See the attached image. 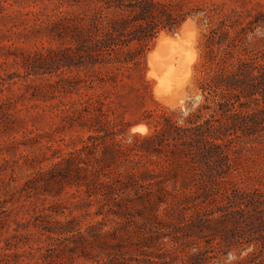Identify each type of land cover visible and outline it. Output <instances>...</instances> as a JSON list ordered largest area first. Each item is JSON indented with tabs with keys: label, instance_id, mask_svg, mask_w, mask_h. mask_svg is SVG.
<instances>
[{
	"label": "trees",
	"instance_id": "16d2710c",
	"mask_svg": "<svg viewBox=\"0 0 264 264\" xmlns=\"http://www.w3.org/2000/svg\"><path fill=\"white\" fill-rule=\"evenodd\" d=\"M58 3L64 8L45 21L37 19L38 29H45L57 46L21 52L22 73L5 77L23 82L0 102V117L10 126L14 120L8 109L18 100L43 101L55 91L74 92L80 97L59 108L60 127L77 125L88 134L77 135L80 146L65 152L59 144L65 139L49 133L29 131L6 144V152L19 143L30 147L20 157L38 168L19 187L28 201L22 206L32 207L33 213L14 219L15 232L0 245V264H72L75 258L90 261L83 264H264V37L249 39L257 28L264 32V10L242 11L224 1ZM187 18L198 29L195 107L187 112L145 109L140 121L149 132L128 134L130 123L111 95L150 93L144 78L146 52L160 32L179 31ZM59 69L75 73L42 83L45 71ZM135 76L138 85L131 82ZM106 84L110 88L89 93ZM49 158L57 160L39 166ZM65 187H75L68 205L39 207L30 200L33 194L58 195ZM3 201L0 229L8 218ZM92 206L94 214L110 216L116 226L105 230L98 222L81 229L79 217L90 214ZM138 219L142 224L132 226ZM189 237L204 244L185 248ZM245 238L254 243L250 252L226 261L231 246L242 247ZM30 240L47 243L33 246ZM20 244L28 246L11 250ZM22 254L35 260L20 263Z\"/></svg>",
	"mask_w": 264,
	"mask_h": 264
},
{
	"label": "rangeland",
	"instance_id": "374dc122",
	"mask_svg": "<svg viewBox=\"0 0 264 264\" xmlns=\"http://www.w3.org/2000/svg\"><path fill=\"white\" fill-rule=\"evenodd\" d=\"M226 2L230 6L235 7L238 10H248L254 12L255 10H264V0H191L192 4H208L211 5L212 2ZM57 6V7H56ZM64 6H60L58 0H0V102L7 97L12 95L15 92H18V87L21 86L23 82V78L14 77L13 80H7L6 74L10 72H19L22 73L23 67L21 66V52L22 51H32L39 49L43 46H57V42L54 39H51L47 34L46 30L41 28L38 29L37 23H40L37 19L46 20V17L55 13L58 9H62ZM190 19L194 23L195 27V42L194 49L196 50V58L192 62L190 67V77L184 86L183 98L180 101V104L175 106H168L159 102L152 90L155 80L152 76L147 74L148 70V61H147V52L154 48L156 42L155 39L150 44L149 50L145 55V73L144 78L147 82V85L150 88L149 94H144L142 97H137L136 94L131 91L125 97L116 96L114 94L111 95L110 99L114 101L115 106L119 111L123 112L125 119L130 123L128 127V134L131 133H139L146 134L149 132V127L143 122L140 121L142 117V112L145 109L156 110L159 109H171V108H179L184 112H187L190 108H194L198 101V94L194 92L193 87V75L195 73L194 64L198 59L199 49L197 47V37H198V29L196 27V23L193 19ZM186 19V20H187ZM182 25V24H181ZM181 28V27H180ZM180 30V29H179ZM177 32L168 33L170 35H175ZM161 33V32H160ZM158 36V35H157ZM157 38V37H156ZM8 49H13L17 52V55L14 56L12 54H8ZM178 52L183 56L187 53V48L185 46L184 41H180L177 44ZM175 62H173V68L177 72H182L183 70V62L178 57H175ZM74 69L69 70L65 69L64 71L56 70V71H45L41 75V81L45 84V82H52L57 80L60 75L63 76H72L74 75ZM1 77H5V80H1ZM40 79H36L35 82H38ZM132 83L138 85L136 81V76L131 80ZM106 87L96 86L94 89L89 90V93H100L104 90V88H110L109 85H105ZM47 90L50 87H45ZM126 91V90H125ZM83 92V90H82ZM53 96H47L42 100H18L15 104V107H10L8 112L11 114V119L14 120L10 126L5 125V119L0 117V201L4 202V208L8 211V218L6 222V226L0 229V245H4L5 238L11 236L15 231L13 227L15 226L14 219H19L21 217H29L30 214L33 213L31 210L32 207L22 206L24 203H28L27 200H24V193L19 191L20 185L27 179V175L38 168L35 166L34 168L26 165L24 163L23 157L21 155L28 153L31 148L27 147L23 144H17V147H10L9 152H6L5 146L11 140L23 139L24 135H28L29 131L33 133H43V134H52L56 139L60 137L65 139V142H59L60 147L62 148L61 152H65L71 150L74 146H80L79 140L76 138L77 135L82 136L83 138L88 134V130L85 128H81L77 125L73 127H60V110L68 101H72L78 99L80 97L79 94L74 92L63 94L55 91ZM29 106L28 108L24 107V104ZM30 104H34L30 107ZM38 104V105H36ZM144 124L146 129H132V127L136 124ZM32 135V134H30ZM45 139H48V136L43 138V142ZM72 139V140H70ZM52 141V140H51ZM66 143L67 145H64ZM48 156H50L48 154ZM9 159L7 162L2 160ZM18 159L16 162L10 160ZM57 158H49L47 160H42L39 164L40 167H46L49 165L50 161H56ZM75 192V187H65L58 195H52L49 193L38 194V198L33 194L30 196V200L36 202L37 206H41V203L47 205L48 202H63L68 205L67 201L70 198V194ZM96 209V206H92L90 208V214H83L79 217V226L81 229H84L88 223H98L101 222L103 224V229H111L116 226L115 222L112 221L110 216L103 218L102 214H94L93 211ZM68 210L65 209V213ZM74 213L78 211L73 210ZM65 215V214H64ZM63 214H59L56 217L59 219H64ZM141 225L142 220L138 219V223H132V226ZM230 227V224L227 228ZM31 229V228H30ZM240 231V229H238ZM226 232H228L226 230ZM230 231L227 233L229 234ZM246 233H248L246 231ZM245 237H252L249 234ZM43 238V237H42ZM12 239V238H11ZM9 239V240H11ZM242 240V247L239 246H231V253L227 255L226 261L234 262L238 260L239 257L245 256L247 252H250L253 242H248L246 240ZM217 240V239H216ZM165 242V239H162ZM33 246L39 244L44 245L47 242L41 241L36 242L33 240L29 241ZM28 243V244H29ZM185 248L189 246L196 247V244H204V240L201 238L189 237L185 239ZM28 244L19 245L17 249L12 248L11 250L21 251L22 248H27ZM237 245V244H236ZM193 250L191 248L189 251ZM239 252V257H237V253ZM35 257L30 255L22 254L19 257L20 263L25 262H33ZM83 264L90 263V261H85L81 258H75L72 264Z\"/></svg>",
	"mask_w": 264,
	"mask_h": 264
},
{
	"label": "bare ground",
	"instance_id": "6f19581e",
	"mask_svg": "<svg viewBox=\"0 0 264 264\" xmlns=\"http://www.w3.org/2000/svg\"><path fill=\"white\" fill-rule=\"evenodd\" d=\"M184 41L187 53L183 56L178 52L177 44ZM155 46L147 53L148 70L147 74L155 80L153 94L162 104L175 106L180 104L183 98L184 86L190 77V67L196 58L195 27L194 23L185 20L178 33L174 36L161 32L155 39ZM175 57L183 62L182 72H177L173 68ZM132 129L145 130L144 124H136Z\"/></svg>",
	"mask_w": 264,
	"mask_h": 264
},
{
	"label": "clouds",
	"instance_id": "9594fccd",
	"mask_svg": "<svg viewBox=\"0 0 264 264\" xmlns=\"http://www.w3.org/2000/svg\"><path fill=\"white\" fill-rule=\"evenodd\" d=\"M253 35H255L258 38L264 37V32H262L259 28H257L254 33H252V34L249 35V39L250 40L252 39V36Z\"/></svg>",
	"mask_w": 264,
	"mask_h": 264
}]
</instances>
